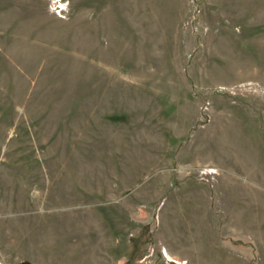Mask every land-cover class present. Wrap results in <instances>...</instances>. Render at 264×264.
Listing matches in <instances>:
<instances>
[{"label":"rangeland","instance_id":"obj_1","mask_svg":"<svg viewBox=\"0 0 264 264\" xmlns=\"http://www.w3.org/2000/svg\"><path fill=\"white\" fill-rule=\"evenodd\" d=\"M264 264V0H0V264Z\"/></svg>","mask_w":264,"mask_h":264},{"label":"water","instance_id":"obj_2","mask_svg":"<svg viewBox=\"0 0 264 264\" xmlns=\"http://www.w3.org/2000/svg\"><path fill=\"white\" fill-rule=\"evenodd\" d=\"M21 264H29V263H21Z\"/></svg>","mask_w":264,"mask_h":264}]
</instances>
